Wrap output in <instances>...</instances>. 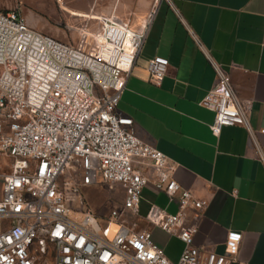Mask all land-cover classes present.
Masks as SVG:
<instances>
[{"label":"built area","instance_id":"1","mask_svg":"<svg viewBox=\"0 0 264 264\" xmlns=\"http://www.w3.org/2000/svg\"><path fill=\"white\" fill-rule=\"evenodd\" d=\"M160 1L136 25L132 14L68 13L81 23L69 28L67 41L32 28L17 8L0 11V264L234 263L240 234L228 235L224 254L202 258L193 244L196 218L188 213L206 203L180 187L167 157L140 141L132 119L117 113ZM211 65L216 80L199 103L214 114L211 133L240 126L254 138L252 101L240 100L229 73ZM168 68L166 58L149 60L150 83L159 87ZM103 184L120 189L122 199L97 217L85 190ZM149 184L178 203L175 214L152 206L143 219L182 243L177 262L149 230L136 227Z\"/></svg>","mask_w":264,"mask_h":264},{"label":"crops","instance_id":"2","mask_svg":"<svg viewBox=\"0 0 264 264\" xmlns=\"http://www.w3.org/2000/svg\"><path fill=\"white\" fill-rule=\"evenodd\" d=\"M152 4L118 0L115 10L135 21ZM155 56L169 62L159 87L150 83L147 71ZM212 63L229 73L240 100L252 101L248 123L254 138L240 126H225L217 137L211 133L214 114L199 103L216 80ZM117 113L132 119L140 141L167 157L180 187L206 203L188 213L196 218L193 244L201 257L224 254L228 235L237 233L233 264H264V166L256 152L258 147L264 157V133L259 132L264 130V0L160 1ZM152 206L169 214L178 209L176 200L170 202L149 184L140 211ZM136 227L151 236L158 230L145 221H136ZM159 231L164 235L159 248L177 262L182 243Z\"/></svg>","mask_w":264,"mask_h":264},{"label":"rangeland","instance_id":"3","mask_svg":"<svg viewBox=\"0 0 264 264\" xmlns=\"http://www.w3.org/2000/svg\"><path fill=\"white\" fill-rule=\"evenodd\" d=\"M117 2L118 0H0V11L17 8L32 28L58 40L67 41L71 40L73 31H69V28H76L81 23V19L70 16V13L81 17L88 11H93L96 14L114 13L120 18H128L129 13L116 12ZM132 22L133 25L138 23ZM121 198L120 189L110 191L104 184L85 190L86 202L97 217H104L111 209L119 207ZM147 211L148 209L140 211L136 221L144 222L143 217ZM159 230L152 232V242L157 247L164 236Z\"/></svg>","mask_w":264,"mask_h":264}]
</instances>
